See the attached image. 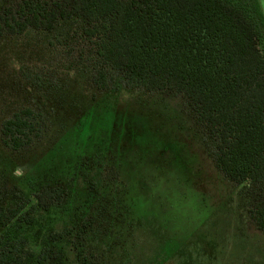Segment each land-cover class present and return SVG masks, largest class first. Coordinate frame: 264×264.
<instances>
[{
    "label": "rangeland",
    "instance_id": "obj_1",
    "mask_svg": "<svg viewBox=\"0 0 264 264\" xmlns=\"http://www.w3.org/2000/svg\"><path fill=\"white\" fill-rule=\"evenodd\" d=\"M84 25L0 33V123L30 106L47 124L24 149L0 139V248L50 264H264L248 192L216 169L183 95L128 89L118 75L98 90ZM257 44L264 55L263 27ZM55 185L62 199L36 207Z\"/></svg>",
    "mask_w": 264,
    "mask_h": 264
},
{
    "label": "trees",
    "instance_id": "obj_2",
    "mask_svg": "<svg viewBox=\"0 0 264 264\" xmlns=\"http://www.w3.org/2000/svg\"><path fill=\"white\" fill-rule=\"evenodd\" d=\"M259 5V0L251 6L242 0H19L0 11V33L50 32L59 21L78 16L102 62L92 78L98 90L118 75L128 89L181 93L195 126L212 142L206 147L214 166L247 190L250 218L264 233ZM45 125L42 110L15 109L0 123L1 142L12 150L27 148ZM64 194L60 185L43 188L35 206L47 210ZM44 254L32 260L1 247L0 264H50Z\"/></svg>",
    "mask_w": 264,
    "mask_h": 264
},
{
    "label": "flooded vegetation",
    "instance_id": "obj_3",
    "mask_svg": "<svg viewBox=\"0 0 264 264\" xmlns=\"http://www.w3.org/2000/svg\"><path fill=\"white\" fill-rule=\"evenodd\" d=\"M260 5H261V9L264 11V4H263V0H259Z\"/></svg>",
    "mask_w": 264,
    "mask_h": 264
}]
</instances>
